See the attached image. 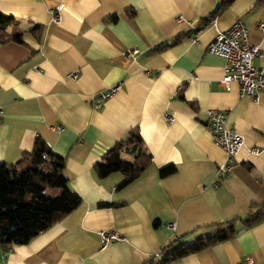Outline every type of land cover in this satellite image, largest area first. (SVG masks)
Returning <instances> with one entry per match:
<instances>
[{"label":"crops","instance_id":"1","mask_svg":"<svg viewBox=\"0 0 264 264\" xmlns=\"http://www.w3.org/2000/svg\"><path fill=\"white\" fill-rule=\"evenodd\" d=\"M217 1L0 0L16 28L40 27L37 39L24 32L21 43H0V162L29 150L38 135L62 158V173L79 197L26 242L0 248V264H141L161 245L242 216L264 197V91L253 98L240 95L235 82L223 88V60L206 51L215 30L238 18L248 42L259 46L252 64L264 68V35L256 28L264 21V0H232L193 32ZM128 47L137 51L124 56ZM112 85L117 88L94 106L91 96ZM207 109L222 111L243 137L224 175L218 172L224 152L203 126ZM133 127L149 164L120 187L119 172L96 178L91 165ZM118 157L130 160L124 152ZM165 164L175 169L159 176ZM100 229L121 238L100 246ZM165 264H264V217Z\"/></svg>","mask_w":264,"mask_h":264},{"label":"trees","instance_id":"2","mask_svg":"<svg viewBox=\"0 0 264 264\" xmlns=\"http://www.w3.org/2000/svg\"><path fill=\"white\" fill-rule=\"evenodd\" d=\"M232 0H218L216 5L205 15L196 20L192 30L210 22L224 10ZM263 0H254L258 4ZM130 15V12L127 11ZM114 15L105 18L114 19ZM192 30L176 33L167 41H161L148 52H156L173 44ZM40 27L31 24L26 29L15 27L13 17L0 11V43L14 41L21 43L22 35L27 32L37 39ZM119 152L130 156V160L118 157ZM150 162V154L140 144L137 130L130 128L123 138H119L91 165L96 178L111 172H119L120 187L138 175ZM63 160L55 156L45 141L35 135L29 150L23 151L10 163L0 162V248L11 243H24L39 231L60 219L72 210L79 197L67 183L62 173ZM172 164H165L157 169L163 176L173 172ZM105 202H99L102 205ZM264 217V197L259 202L249 204L242 216H233L215 222L205 233L195 235L185 241H169L160 246L158 253L148 256L141 264H165L169 260L202 248L211 243L231 236L238 225L250 226ZM155 221L153 224L155 225Z\"/></svg>","mask_w":264,"mask_h":264},{"label":"built area","instance_id":"3","mask_svg":"<svg viewBox=\"0 0 264 264\" xmlns=\"http://www.w3.org/2000/svg\"><path fill=\"white\" fill-rule=\"evenodd\" d=\"M52 20L58 21V14H52ZM256 28L264 35V21L258 20ZM195 32V30L193 31ZM137 50L128 47L123 50L124 56L131 55ZM206 51L222 58V74L218 83L227 88L230 82L237 84V91L240 95L255 97L259 91H264V68L252 64V58L259 54V46L247 40V30L243 22L235 18L222 29L215 30L212 38L206 44ZM78 71L67 73V77L73 78ZM117 85L105 88L102 92L91 96L93 105L97 106L102 98L112 93ZM164 119L170 121L172 118L164 114ZM203 126L210 135L213 144L219 146L224 152V159L218 165V172L226 174L232 164L233 157L243 143L241 134L233 130L226 122L225 114L215 109H207L204 114ZM249 152H256L255 147L248 149ZM166 226L173 228V223L168 222ZM100 246L108 242L118 240L121 234L112 229H100L97 231ZM243 260L250 262L249 257Z\"/></svg>","mask_w":264,"mask_h":264},{"label":"water","instance_id":"4","mask_svg":"<svg viewBox=\"0 0 264 264\" xmlns=\"http://www.w3.org/2000/svg\"><path fill=\"white\" fill-rule=\"evenodd\" d=\"M217 2L214 3V5H216Z\"/></svg>","mask_w":264,"mask_h":264}]
</instances>
